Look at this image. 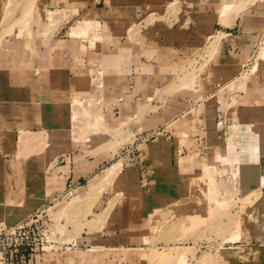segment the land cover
<instances>
[{
    "label": "rangeland",
    "instance_id": "rangeland-1",
    "mask_svg": "<svg viewBox=\"0 0 264 264\" xmlns=\"http://www.w3.org/2000/svg\"><path fill=\"white\" fill-rule=\"evenodd\" d=\"M89 9L135 20L112 26L87 21ZM245 13L264 18V0H0V48L21 65L38 63L39 47H49L54 33L71 31L75 42L60 45H71L78 67H87L83 95L68 106L67 127L0 141V264H264V235L249 230L257 209L264 225L263 194L241 197L233 186L235 192L228 190L216 170V109L208 107L216 100V47L225 38L216 32L236 29ZM118 30L124 37L116 36ZM34 31L42 40L34 41ZM14 33L28 52L17 42L4 44ZM129 45L140 46L139 57L157 66L148 100H156V116L163 110L169 117H144L148 100L118 102L104 81L99 67L116 66L120 47ZM259 48L264 51V35ZM128 66L129 73L138 71L135 62ZM198 105L210 115L197 140L185 131L191 119L186 112ZM159 138L207 144L198 151L200 172L185 182L151 180V167L138 154ZM70 150L76 171L89 161L99 164L93 173L81 172L79 182L58 179ZM13 227L24 231L8 234ZM24 241L31 245L29 258L11 262L10 251Z\"/></svg>",
    "mask_w": 264,
    "mask_h": 264
},
{
    "label": "crops",
    "instance_id": "crops-1",
    "mask_svg": "<svg viewBox=\"0 0 264 264\" xmlns=\"http://www.w3.org/2000/svg\"><path fill=\"white\" fill-rule=\"evenodd\" d=\"M103 8L107 10L106 3ZM132 19L135 20L132 14L108 12L94 14L90 9L85 13V20L109 23L111 26L113 22L124 23ZM235 22L236 29L225 30L223 33L216 32L225 35V38L221 45L216 47V100L211 101L208 107L216 109V170L222 172V179L227 183L228 190L232 189L231 192H235L231 188L233 186L238 189L241 197H246L252 191L259 190L263 194L264 57L259 55L264 51L259 48V43L264 35V18H256L253 13H245ZM123 32L124 30H118L116 36L124 37ZM14 34L8 37L4 44L17 42L18 50L28 52L27 47L20 48V39L17 33ZM33 35L35 42L42 40L40 31H34ZM73 38L71 31L54 33L52 44H49V47L43 44L38 48L35 55L40 61L31 66L21 65L20 59L14 58L13 52L6 51L4 45L2 49L0 48V57L6 60L0 61V141L5 142L4 145L7 141L9 144L12 143L15 133L19 135L47 133L52 127L61 132L62 128L67 127L68 106L77 99L75 96L83 95L80 91L82 76L87 70V67L84 69L78 67L75 57L72 58L71 45H68L69 48L64 44L60 45L66 41L72 44L75 42ZM7 53L9 56H6ZM141 53L140 46L120 47L116 66L99 67L104 71L106 84L109 83L115 88L118 102L130 100L132 97L134 102L141 103L154 95L156 82L151 74L156 72L157 66L150 58L146 61L143 60L146 58L139 57ZM129 56L131 61H128ZM132 61L137 64L135 68L138 71L131 74L128 72L131 69L128 63ZM89 64L88 68H92ZM121 92L126 97L122 96ZM108 93L109 91L104 90L102 94L107 98ZM145 102L146 107L141 110L144 117H169L162 109L157 116L155 115L156 111L152 108L156 100ZM203 107L198 105L197 108L186 112V116L191 119L185 132L196 133L197 140L204 130L205 118L210 115ZM173 115L172 113L170 117H174ZM165 139L154 140L139 151L138 160L151 167L149 175L151 180L175 182L181 178V181L185 182L190 176L200 172L198 151L208 149L207 144L200 145L196 142L177 145ZM59 149L61 148H58V152ZM71 151H68L69 163L59 167L57 172L58 179L65 180L66 183L81 181L83 176L80 173L83 171L87 173L88 170L87 174L93 173L95 169L92 167L98 164L89 161L81 170L76 171L74 164L76 156ZM178 151L180 155L174 158ZM63 157L65 161V153ZM173 166L178 168L173 169ZM218 181L219 178L216 176L217 185ZM153 193L152 196H158L157 193ZM263 202L264 197L258 203Z\"/></svg>",
    "mask_w": 264,
    "mask_h": 264
},
{
    "label": "bare ground",
    "instance_id": "bare-ground-1",
    "mask_svg": "<svg viewBox=\"0 0 264 264\" xmlns=\"http://www.w3.org/2000/svg\"><path fill=\"white\" fill-rule=\"evenodd\" d=\"M224 154V153H223ZM230 155H231V153H230ZM216 158V157H215ZM221 158H222V156H221ZM218 164V163H217ZM226 164H227V162H226ZM219 165V164H218ZM111 170V169H110ZM109 170V171H110ZM236 172V171H235ZM237 174V173H236ZM235 178V177H234ZM263 179H264V173H263ZM233 181V180H232ZM263 185H262V191H263V195H262V197L264 196V181H263V183H262ZM259 189H261V188H259ZM261 197V198H262ZM261 198L259 199V200H261ZM258 200V201H259ZM257 201V202H258ZM259 210V211H258ZM254 217H252L250 220L251 221H255L254 222V224H256L255 226L254 225H250L249 226V230H250V233H251V235L252 236H254V237H261V236H263L264 235V233H262L261 231H264V225H263V220H262V216H261V214H263L262 213V211L260 210V209H257V210H255L254 211ZM264 218V217H263ZM258 223H262V225H258ZM237 229H239V230H241V228L240 227H238ZM238 238V237H237Z\"/></svg>",
    "mask_w": 264,
    "mask_h": 264
},
{
    "label": "built area",
    "instance_id": "built-area-1",
    "mask_svg": "<svg viewBox=\"0 0 264 264\" xmlns=\"http://www.w3.org/2000/svg\"><path fill=\"white\" fill-rule=\"evenodd\" d=\"M21 230L24 231V229L22 227H13V228H10L8 230V234H15V233H19ZM26 239V238H25ZM28 240V239H27ZM21 247H17L18 249H15V250H12L10 251V260L11 262L17 257H19V261L22 263L23 261L27 260V258H29V255H30V251H31V245L27 242V241H24L23 243L20 244ZM20 249H23L24 250V254H19L18 251Z\"/></svg>",
    "mask_w": 264,
    "mask_h": 264
}]
</instances>
